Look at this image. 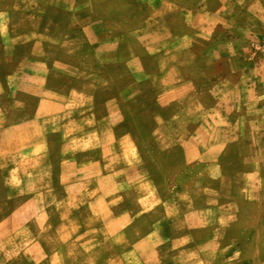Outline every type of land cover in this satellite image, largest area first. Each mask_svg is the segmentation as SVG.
<instances>
[{
  "label": "rangeland",
  "instance_id": "rangeland-1",
  "mask_svg": "<svg viewBox=\"0 0 264 264\" xmlns=\"http://www.w3.org/2000/svg\"><path fill=\"white\" fill-rule=\"evenodd\" d=\"M206 2L210 8L222 4ZM200 3L0 0V264H49L44 256L49 252H65V264H77V236L69 239L77 226L71 209L59 207L70 176L59 175L58 157L61 129L68 135L89 126L90 92L98 95L97 110L104 116L100 126L104 139L111 141L105 146L108 169L120 168L119 158L126 153L130 169L145 165L164 195L181 183L212 184L223 169L238 170L239 184L264 187V0H226L233 14L227 18L229 34L237 41L234 49L223 45L228 55L220 66L206 64L202 37L195 52L162 47L171 22L185 45L187 23L181 14ZM88 11L97 18L94 26L84 18ZM120 11L136 17L120 18ZM139 23L148 24L138 35L152 40L151 54L158 58L145 50L141 60L95 64L94 42L111 40L107 30L121 24ZM153 29L160 30L156 37ZM188 72L195 84L174 94ZM70 87L76 90L67 94ZM186 136L180 145L177 141ZM48 151L50 159H43ZM102 183L111 190L128 184ZM233 186L234 178L226 177L223 191H209L214 201H230L224 212L232 223L221 226L220 241L205 247L204 256L209 264H264V196L243 203L236 223ZM98 211L85 210L86 225L99 222ZM216 216L212 207L193 214L200 222L193 230L195 243L211 237ZM60 217L67 226L57 223ZM51 261L60 263L54 257Z\"/></svg>",
  "mask_w": 264,
  "mask_h": 264
},
{
  "label": "crops",
  "instance_id": "crops-1",
  "mask_svg": "<svg viewBox=\"0 0 264 264\" xmlns=\"http://www.w3.org/2000/svg\"><path fill=\"white\" fill-rule=\"evenodd\" d=\"M206 3V0H201V7L192 4L190 10L181 14L187 23L184 36L185 45L183 46V40H179L175 35L178 26L171 22L168 30L169 40L162 47L167 48L168 44L169 48L186 47L195 52L197 40L202 37L207 50L208 58L204 56L206 64L212 63L220 66L225 63L228 55L222 52L223 45L228 44L234 49L237 41L235 35L229 34L232 26L227 24V18L232 17L233 14L228 13L226 0H221L222 4L211 8ZM90 14L91 12L88 11L84 18H89L91 26H94L97 18L94 14ZM116 14L125 19L128 16L129 18L136 17V14L123 11ZM148 27L146 23L127 28H123L121 24L116 30H107L111 33L109 35L111 40L106 39L104 42L97 40L91 46V52L96 59L95 64L116 65L124 64L130 59L141 60L145 50L155 59L158 58V55L151 54L153 52L151 48L155 47L152 40L147 41L138 35L145 33ZM156 31L160 30L153 29V37H156L155 34L158 33ZM108 43L112 45L108 47ZM104 49L107 52L102 54ZM160 49L161 47H158L155 51ZM231 57H233L232 54L229 61ZM30 64L33 65L34 62ZM59 64H65V62ZM189 75L188 72L184 78H181L182 82L174 86V94L176 91H181L184 86L192 88L195 78ZM75 79L76 77H73V80ZM181 84L184 85L181 86ZM73 90L76 89L70 87L67 94ZM97 96L95 92H90L89 126L83 132H73L67 135L60 128L62 133L58 173L60 176L69 175L70 180L62 187L64 195L59 201V207L61 208L63 204L64 208L67 206L71 209L69 215L73 219V224L77 226L73 236H69V239L77 236V264H209L203 253L205 247H209L216 241L219 242L221 235L218 231L221 226L226 229V225L229 226L232 223L225 220L224 212L230 201L226 203V200L222 198L214 201L209 198V191L220 193L223 191L224 179L234 178L233 203L237 210L235 221L237 223L245 210L243 203L261 199L264 196V187L250 183L239 184L235 182L238 170L223 169L215 176L212 184L202 183L194 187L181 183L172 189L169 188L171 193L164 195L145 165L130 169L131 160L126 153L119 158L122 163L120 168L108 169V155L105 146L111 141L104 139L103 136L100 123L104 116H101L97 110ZM176 98L174 97V102ZM108 111L107 108L105 116ZM188 137H180L177 142L183 146ZM41 157L49 160L51 154L49 151L43 152ZM133 159H136V155L132 156ZM186 160L189 162L191 159L188 157ZM186 167L185 176L187 177L191 168ZM103 180H112L117 184L116 186L123 183L128 184L120 187L119 190H114V188L111 190L102 183ZM241 193H245V196ZM178 196L181 197L179 202L176 200ZM115 199L117 200L114 201ZM30 200L26 201V204ZM211 207L217 211L213 233L207 242L204 240V242L195 243L193 230L194 226L198 228L200 222L193 217V214ZM93 208L99 210V222L95 225H86L83 213ZM62 219L63 217L58 218L57 223L67 226V222H62ZM79 246L83 249H78ZM44 256L50 262L49 264H54L51 261L53 257L57 258L59 264H65V252L51 254L49 252Z\"/></svg>",
  "mask_w": 264,
  "mask_h": 264
}]
</instances>
